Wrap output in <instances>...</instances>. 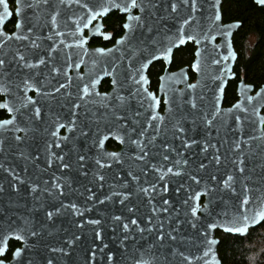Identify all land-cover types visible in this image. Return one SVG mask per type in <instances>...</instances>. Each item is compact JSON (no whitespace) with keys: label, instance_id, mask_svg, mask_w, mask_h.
<instances>
[{"label":"flooded vegetation","instance_id":"flooded-vegetation-1","mask_svg":"<svg viewBox=\"0 0 264 264\" xmlns=\"http://www.w3.org/2000/svg\"><path fill=\"white\" fill-rule=\"evenodd\" d=\"M6 2L9 18L3 26L0 41L14 35H27L29 40L14 38L13 41H9L7 39L6 43L0 47V51L7 53L8 59L19 52L30 63H37L41 57L47 62L36 68L21 67L20 64L14 62L11 65L14 71H10L7 76L0 74V105H7V107H0V122L13 120L14 123L8 125L12 126L11 134L22 137L20 142L15 141L14 137L3 139V148L9 152L13 150L14 153H1L0 165L10 169L13 175H18L24 181L20 184L16 180L13 182L0 180V185L4 188V191L0 192V248L4 249L0 254V264H29V262L46 264L47 259L53 260V255L42 257V254L37 251H23L20 235L10 238V232L5 230L4 226L18 223L21 209H41L40 206L43 205V208L53 210L61 204H76V209H81V205H87L85 195L87 189L94 192L92 199L95 203H99L101 198L98 193L101 189L98 183L101 180L97 179V174L111 177L114 185L112 192L121 193L120 197L124 199V194L129 192L132 194L140 188L139 186L144 187L148 179L158 180L157 175L163 172L166 163L173 168L174 172L179 169L182 174L190 171L197 176V161L201 160L203 163L206 161L207 167L204 170L209 172L208 186H213L216 182L210 179L212 175L224 179L227 174L235 173L237 176V183L234 185L236 189L242 188V185L239 173L235 172V166L231 161L238 158L244 159L245 175L253 167L256 168L254 178L261 172L259 166L264 164V126H183L184 133H177L174 126H160L161 132L154 146L150 144L147 149L149 155L144 160L134 158L137 149L130 143V140L137 139L138 133L147 127V122L151 117L150 112L155 106L157 116L163 115L165 111L164 98L159 94L160 78L165 72L175 74L185 69L189 83L195 82L196 76L191 70L195 60V46L192 43L190 45L193 46V52L189 64L175 67L177 63L175 56L183 47L175 49L168 69L164 61L154 62L145 72L147 84L139 82L126 91H118L117 87L133 85L132 79L125 77L129 74L134 75L128 67L122 68L119 72L117 69L114 75L110 74L115 61L113 55L117 41L125 32L123 27L126 23L125 15H120L119 12L107 6L109 10L92 23H88L87 28L78 31L72 29L70 32L68 28L57 27L56 31L63 35L55 36L49 23L50 9L24 8L22 11H17L20 8L17 0H6ZM88 3L90 7H97L94 9L96 11L102 8L100 5ZM60 12L58 22L62 18L85 15L84 10L76 5L71 7L61 5ZM18 23H22L23 27L17 28ZM33 25L36 26L33 32L29 33L27 29ZM48 36H52V39H47ZM31 40H36L39 48L32 47ZM52 47H55L56 51L52 53V58H49L48 50ZM110 49L112 52L107 55L97 51L103 50L104 53H108ZM237 59L238 55L236 62ZM235 64L233 67L235 78L228 82L224 91V108H230L237 102V86L241 81L253 87L252 95L264 84L263 81L255 87L245 82L241 73L237 77L234 72ZM53 67L58 68L59 72L53 73ZM121 75L125 83L122 86L114 85L113 79ZM61 84L66 87L60 88ZM232 85H234L235 100L225 105L226 93ZM85 86H88L90 94L83 93ZM57 88H60L59 92L55 91ZM117 94L129 97L127 104L117 109L119 114L125 117L123 120L116 122L109 116L108 121L97 122L91 118L92 113L99 116L100 113L106 111L103 107L105 103L116 104L114 97ZM150 94L154 95L155 100L158 99V103L150 101ZM81 96H84L83 100L80 99ZM105 97L107 99H104ZM76 103L81 105L79 109L73 108V104ZM36 108L40 109L39 119L32 118ZM74 112L75 116H73ZM136 113L139 115L137 116ZM261 114H264V108ZM73 120L76 121L74 127L71 125ZM17 127L27 129V132H16ZM156 127L148 128L144 137L145 143L156 134L154 131ZM133 128L135 131H132ZM82 131L87 135H82ZM188 139H194L198 143L185 149L181 142ZM236 142L240 143V148L233 151ZM205 143L214 144L216 147H209L207 153H204L201 148ZM164 144L170 145V148L165 150ZM217 149L221 156L220 165H216L214 161L209 162L217 153ZM108 153H116L118 159L109 156ZM80 155L86 157L85 161L78 160ZM165 155L168 156L167 161L163 159ZM59 156H63L64 160L57 159ZM97 160L106 166L100 167L96 163ZM178 160L181 161L179 165L176 164ZM184 160L188 161L186 165L183 163ZM62 163L69 164L70 167L65 169L61 166ZM81 163L84 165L83 168L80 167ZM4 168H0V179L8 173L4 171ZM108 169L110 173L107 172ZM129 173L132 175L130 176ZM132 176L138 177V180H133ZM87 181L89 184H94V187L87 188ZM14 183L18 191L12 189L11 185ZM55 183L63 186V195H60V189L53 187ZM33 184L39 186L35 193L30 191ZM191 185V192L196 191L197 188L193 182ZM45 189L52 194L49 195ZM157 191L161 190L157 189ZM117 197L115 195L114 199L116 200ZM203 201L202 198L200 204ZM56 221L64 225L76 222V220L64 218V215ZM78 225H80L79 222ZM259 227H261L260 234L263 235L264 220L255 229ZM251 230L253 229H250L248 233ZM220 234L223 233L216 231L215 237L219 239ZM17 249L22 250L19 256L16 255Z\"/></svg>","mask_w":264,"mask_h":264},{"label":"water","instance_id":"water-1","mask_svg":"<svg viewBox=\"0 0 264 264\" xmlns=\"http://www.w3.org/2000/svg\"><path fill=\"white\" fill-rule=\"evenodd\" d=\"M222 1L197 0V11L195 12H192L191 3L187 8L181 5L178 14H173V17L159 21L158 27L161 36L167 32L168 37L171 39V43L165 40L164 47H170L171 51H154L153 54L157 57L156 59H153V54L148 52L140 53L138 50L140 46L138 45L129 47L127 44L117 43L113 59L118 64V72L122 68L128 67V58L131 56L133 59L131 60L132 67L130 70L133 71L134 75L132 77L136 81H139L140 75L145 78L146 70L154 62L162 60L167 66L166 69H168L171 55L175 49L184 47L188 43L195 46V60L191 66V70L196 76L195 82L189 83L185 69L175 74L165 72L160 78L159 88V94L164 98L165 111L160 116L163 117V120L152 121L153 126H174L177 119L182 116L187 117L181 121L182 126H206L204 117L212 121L211 126H264V114H261L264 108V84L252 95L253 87L245 85L241 81L237 86V102L230 108L223 107L224 91L228 82L235 78L233 67L237 54L233 48L232 38L241 27V24L239 22L226 24L222 22ZM84 2H90L96 6L111 7L112 0H84ZM114 2L122 5L124 0H114ZM166 2L167 0H161V6L157 11L158 16L167 17V13L163 8ZM253 2L258 7H264V5L258 3V0H253ZM111 9L119 12L120 15H125L126 23L129 14H139L138 9H132L130 13L123 12L115 7H111ZM3 12L4 5H0V14ZM217 15L220 17L218 20L216 19ZM189 16L193 19L189 25L185 26V42L180 44L176 36L177 29L180 22ZM8 18L7 14L0 21V36H2L3 26ZM92 21L88 23L90 24ZM59 22L58 27L68 28L70 32L72 29L76 30L77 26H79V29L88 27H84V24L77 17H72L71 20L62 18ZM188 35H193L196 39L188 40ZM125 36L126 30L118 41L124 39ZM13 40L14 38L9 39V41ZM122 56L123 59H121ZM225 56L228 57L227 60L223 59ZM214 60L219 61V63H213ZM197 64L199 67H194ZM136 69L140 70L139 73L136 72ZM116 80L119 86L125 83L122 75ZM131 81L133 85L122 88L117 87V90L126 91L129 87L137 84L133 79ZM140 82L147 84L146 78ZM189 85H196V87L190 88ZM258 93L260 95H257ZM249 96L252 97L251 101L247 99ZM149 99L151 102L158 103V99L155 100L153 94L149 95ZM169 101L172 103L170 104ZM182 101H193L196 108L192 109L190 104H181V107L178 108L177 104ZM170 107L171 112L169 111ZM150 113L151 116L156 115V106ZM236 117H240V120L237 121ZM11 130L12 126L0 128V139L13 138L14 135L11 134ZM1 153L11 154L14 151L9 152L3 148V151H0ZM201 162V160L200 162L197 161V177L201 181L199 184L190 179V176L193 175L190 171L183 173L181 176L168 173L167 168L170 166L166 163V168L157 175L159 176L158 180L150 178L147 184V181H145L144 187L149 189L148 195L140 192L138 188L122 204L120 202L123 199L122 197L118 196L116 200L114 199L115 195L112 192L113 180L108 176L98 183V187L101 189L98 195L104 201L103 204L95 203L93 199H89L88 197L93 196L94 192L87 189L85 191L87 205H81V209H63L51 222H43L47 221L44 216L45 211H51V209H21L20 221L16 224L6 225L4 228L10 232V238H16L20 235L23 251H37L42 254V257L53 255L54 264H138L140 261L143 264H221L217 254L219 239L215 237L216 231L225 235L244 237L250 229H255L262 223L263 220L260 219L259 213L264 212V208L258 203L248 206L245 214L250 219L247 221V227L243 234L226 231L225 229L228 228L244 227L241 215L243 209L240 205V200L243 197L242 188L236 189V195L227 190H221L219 182L222 179L215 175L217 180L213 186L216 191L210 195L206 194L205 189L208 186L207 175L209 172L199 168ZM204 163L207 162L204 161ZM107 172L110 173V170L108 169ZM161 176L164 177L163 180L160 179ZM0 180L3 182L15 181L13 175L9 173H5L4 178ZM192 182L197 188L194 192H191ZM151 185L156 186L155 191L152 190ZM86 187L92 188L94 184H89L87 181ZM139 187L141 188V186ZM157 189L161 191L159 192ZM197 193L200 195L197 196ZM105 197H108V199H105ZM202 198L204 201L200 204ZM210 198L215 200L212 205L215 208L212 216L205 218L203 213L198 211L197 216L199 219L192 217L191 208L202 209ZM164 200H168L169 204L164 205ZM221 200L227 204V215L224 214L225 205L221 203ZM164 207L168 208V212L158 211L153 215V208L162 209ZM129 208L133 211L129 212ZM80 213H83V215H80ZM63 215L64 218L76 220V222L64 225L62 222L56 221L62 218ZM115 216H120L122 219L117 221L113 219ZM150 217L152 225H157L159 222L163 223L165 233L176 226V220H180L182 222L180 233H174L178 236L177 241H169L166 237L163 244L160 245L156 241L157 232L155 230L140 232L136 225L130 224L131 219L135 218L139 228L147 229L152 226L148 223ZM251 217H255V219H251ZM25 219L30 223L26 224ZM92 220H99L100 223H89ZM189 221L196 223L195 229L191 227ZM78 222L83 227H77ZM124 223H129L130 229L128 232L123 230ZM210 223H214L216 227L208 228L207 225ZM42 226L44 227L42 228ZM33 229L41 230V235L39 237L30 236V230ZM97 231L100 233L99 239L95 235ZM202 233H206V235H202ZM76 236H79L80 239L68 249L65 240L74 239ZM209 240L214 241V243L209 245L207 243ZM51 247H64L68 249V255L65 256L59 252L52 253L49 251ZM206 252L208 255H205ZM109 256L112 257L111 260L108 259Z\"/></svg>","mask_w":264,"mask_h":264},{"label":"snow or ice","instance_id":"snow-or-ice-1","mask_svg":"<svg viewBox=\"0 0 264 264\" xmlns=\"http://www.w3.org/2000/svg\"><path fill=\"white\" fill-rule=\"evenodd\" d=\"M17 3L20 5V8L17 9V11H22L24 8L27 9H32V10H36V9H45V10H49V15H50V27L52 28L53 34L55 36H61L63 35V33L56 31V28L58 27V17L60 16L61 12H60V6L63 5L65 7H71L72 5H76L78 6L80 9L84 10L85 15L82 17H77L78 20H80V22H82L84 24V27L88 26V22L97 19L98 17L102 16L104 13H106L109 8L108 7H102L100 11H96L94 10L93 7H90L88 2H84V0H17ZM189 3H191V9L192 12L197 11V0H167V2L164 4L163 8L164 11L167 13V17L165 16H158L157 15V11L161 6V0H124L123 4H116L114 2V0H112L110 6L111 7H115V8H119L121 11L123 12H128L130 13L132 9H138L139 10V14L137 15H132L129 14L127 17L128 22L124 24V29L126 30V36L124 39H122L121 41H117L118 44L124 45L127 44L129 47H132L133 45H138L139 47V52L140 53H144V52H148L149 54H153L154 51H160L163 50L165 52H170L171 48L170 47H164L165 44V40L168 41V43H171V39L168 37L167 32H165L163 34V36H161V32L160 29L158 27L159 21L165 20L168 17H173V14H178V11L181 7V5H183L185 8H187L189 6ZM258 3L261 5H264V0H258ZM0 5H4V12L2 14H0V21L3 20V16L8 14V7H7V2L6 0H0ZM170 9V11H169ZM220 17L219 15L216 16V19L218 20ZM26 19H28L26 17ZM38 19V17H37ZM69 20L72 19V17L68 18ZM192 17L189 16L187 19H183L180 24H179V28L177 29V39L179 40L180 44H183L185 42L184 39V33H185V26L189 25L192 21ZM36 25H33L32 27H28L27 31L29 33L33 32L34 27ZM17 28H22L23 24L22 23H18L16 25ZM79 30V26H77V31ZM15 38L16 40H29V36L27 35H14L12 37H7L5 38V40L0 41V47H2L7 39H12ZM47 39H52V36H48ZM188 40H194L196 39L195 36L193 35H188L187 36ZM31 46L35 47V48H39V44H37L36 40H31ZM83 43V42H81ZM56 51L55 47H52L48 50V56L49 58H52V53ZM98 52H101V54L107 55L109 53L112 52V50H108V53H104L103 50H97ZM231 55V53H230ZM157 57L153 54V59H156ZM121 59H123V56L121 57ZM129 69H131L132 64H131V60L133 59V57H129ZM224 60H227L228 57L225 56L223 57ZM16 62L18 64H20L21 67H26V68H36L39 67V65L45 64L47 61L44 58H39L37 63L33 64L28 62L25 59L24 55H21L19 52H17L11 59L7 58V53H4L2 51H0V74L7 76L10 74V71H14V69L11 68V65ZM213 63H219V61L214 60ZM77 67H79V65H76ZM146 66V65H145ZM194 67H199V65H194ZM118 69V64L114 61L112 64V72L110 74H115L116 71ZM139 69H136V72L139 73ZM52 72L53 73H58L59 69L56 67L52 68ZM126 79H133V81L135 83H139L140 81H144V76L140 75L139 81L134 80V77H132L130 74L126 75L125 77ZM25 83H27V81H25ZM113 84L119 86V83L116 79H113ZM66 87V85L61 84L60 88H64ZM190 88H195L196 85H189ZM60 88L55 89L56 92L60 91ZM4 91H7V89H3ZM83 93L85 95L90 94L89 93V88L88 86H85L83 88ZM134 95V94H131ZM257 95H260L259 93ZM81 100L84 99V96L80 97ZM104 99H107V97H105ZM115 101L117 102L116 104H110V103H105L103 105V107L106 109L105 112L100 113L99 116H97L96 113H92V119L96 120L97 122L104 120V121H108L109 116L116 122H119L121 120H123L125 117L120 115L118 112V108H122L124 107L128 100L129 97H125L123 95L117 94L114 97ZM249 101L252 100V97H248L247 98ZM169 103L171 104L172 102L169 101ZM181 104H190L192 109L196 108V104L193 101H182L181 103L177 104V107H181ZM0 107H7V105H0ZM81 107V105L79 103L73 104V108L74 109H79ZM237 107H239V105H237ZM11 111V109H10ZM169 111L171 112L172 109L171 107L169 108ZM40 109L36 108L33 114L32 118L35 119H39L40 118ZM76 113H73V116H75ZM136 115L138 116L139 113H136ZM187 117L186 116H182L180 118L177 119L176 124L174 125L175 131L177 133H184L185 132V128L182 126L181 121L185 120ZM163 117L157 116V115H152L148 122H147V127L142 129L137 136V139L134 140H130V143L132 145H134L137 149V153L135 154L134 158L136 160H144L148 155H149V151L147 150L149 145H153L154 146V142L157 139V137L160 135L161 132V128L158 125L154 131H155V135H153L151 137V139H149L147 141V143L144 142V137H145V133L147 132L148 128H152V121H162ZM206 126H211L212 121L209 120L207 117H204ZM236 120L239 121L240 117H236ZM14 121L13 120H4L3 122H0V128H6L8 125L13 124ZM76 121L73 120L71 122L72 127L75 126ZM194 123V121H193ZM61 127H63V125H61ZM71 130V129H70ZM16 132H27V129H23L20 127L15 128ZM132 131H135V129L133 128ZM82 135H87L86 132L82 131L81 132ZM53 135H55V133H53ZM15 141L20 142L22 140V137L19 135H15L14 136ZM182 146L185 149L191 148V146L193 144H197L198 142L194 139H188V140H183L182 142ZM3 144H4V140L0 139V151H3ZM102 144V142H101ZM59 146V145H57ZM163 147L165 148V150L170 148V145L168 144H164ZM212 147L215 148L216 146L214 144H208L205 143V145L201 148V151L204 153H207L208 148ZM240 148V143L236 142L234 144L233 147V151H237ZM173 151H175V149H172ZM219 150L217 149V153L214 154L212 156L211 161H209L210 163L212 161L215 162L216 165H220L221 164V156L218 154ZM22 155V154H21ZM109 156L118 159V155L116 153H108ZM180 155H182V153H180ZM57 159H59L60 161L64 160L63 156H59L57 157ZM86 157L84 155H80L78 157V160L80 162L85 161ZM163 159L165 161L168 160V156L165 155L163 157ZM96 163L98 165H100V167H105L106 165L102 164L100 162V160H97ZM181 163V161H176V164L179 165ZM183 163L186 165L188 163L187 160H184ZM231 163L235 166V172L239 173V180L240 183L242 185V192H243V197L240 200V205L241 208L243 209V211L241 212L242 215V223L244 224V227H233V228H228L225 229L228 232H235L238 234H243L246 230L247 227V221L248 219H250V217H248L245 213L247 211V208L249 205L253 204V203H258L262 208H264V164L260 165V169L261 172L255 176L254 178V173H256V168L253 167L251 169L248 170V174L245 175L246 172V168H245V160L242 158H238L237 160H233L231 161ZM63 168L67 169L70 167L69 164H65L62 163L61 165ZM80 167L83 168L84 165L83 163L80 164ZM207 165L203 162H201L199 164V168L201 170L206 169ZM0 168H4L3 165H0ZM5 172H8L10 175H13L12 171L8 168H4ZM167 172L171 173L174 176H180L182 173L181 171L178 169L177 171H173L172 167L167 168ZM86 175V173H84ZM129 175L131 176L132 174L129 173ZM13 179L18 181L20 184H23L24 181L21 180L19 178L18 175H13ZM97 179L103 181L104 177L102 175L97 174ZM133 180H138V177L136 176H132ZM161 180L164 179L163 176L160 177ZM190 179L193 180L196 184H199L201 181L200 179L196 176V175H191ZM210 179L212 181H216L217 177L215 175H212L210 177ZM47 183V182H45ZM237 183V176L235 173H229L225 176L224 179H222L219 184L221 187V190H227L229 191L231 194L236 195L237 194V190L235 188V184ZM12 189L14 191H18L17 189V185L14 183L11 185ZM53 187L56 189H60V195H63V186L60 185L59 183H55L53 184ZM126 187V185H125ZM155 185H151V188L153 191H155ZM39 186L33 184L30 188V191L32 193H35L36 191H38ZM167 189L165 188V191ZM4 188L2 185H0V192H3ZM45 191L49 192V195H51L52 193L48 190L45 189ZM91 191V190H89ZM140 192L145 193L146 195L149 194V189L148 188H144L141 187L139 188ZM216 191V188L213 186H207L205 189V193L206 194H211L213 192ZM113 195H117L120 196L122 195L121 193H113ZM131 193H127L124 194V199H122L120 202L123 204L124 200L128 198V196H130ZM200 194L197 193V196H199ZM89 199H92V196L90 195L88 197ZM38 199V198H37ZM105 199H108V197H105ZM99 203L103 204L104 201L101 200L99 201ZM185 203H187V201H185ZM215 203V200L213 198H210L208 200V203L206 205L203 206L202 209H197L196 207H192L191 208V215L192 217L196 218L197 220L199 219V217L197 216V212L201 211L204 215L205 218L211 217L213 212L215 211V208L212 207V205ZM221 203H224L225 208H224V214L227 215V204L226 202H224L223 200H221ZM164 205H168L169 201L168 200H164L163 201ZM40 208H43V205L40 206ZM71 208L73 210H76L77 205L76 204H61L60 207H56L51 211H45L44 216L45 219L47 221H54V218L60 214L62 209H68ZM36 210H40V209H36ZM129 212H132L133 209L129 208L128 209ZM158 211H162V212H168V208L164 207L162 209H156L153 208L152 212L153 215H155ZM80 215H83V213H80ZM260 215V219L264 220V212L259 213ZM113 219L120 221L122 218L120 216H115L113 217ZM251 219H255V217H251ZM25 223L28 224L30 223V221H28L27 219H25ZM89 223L91 224H99L100 221L99 220H92L89 221ZM148 223L150 225H152V219L151 217L149 218ZM191 227L193 229L196 228V223H193L191 221H189ZM131 225H136L138 231L140 232H144L145 230L152 232V231H156L157 235H156V241L158 244L162 245L163 242L165 241V238L167 237V239L169 241H177L178 236L175 235L174 233L178 234L180 233L181 230V226H182V222L180 220H176V226L172 227L170 231H168L167 233H165L164 231V225L162 222H159L157 225H152L151 227L144 229V228H139L138 223H137V219L133 218L130 221ZM44 226H42L43 228ZM77 227H83V225H77ZM123 230L125 232H128L130 229L129 223H124L123 224ZM208 228H215L216 225L214 223H210L207 225ZM30 236L32 237H39L41 235V230H37V229H33L30 230ZM49 235H51V233H49ZM96 238L99 239L100 238V233L97 231L95 233ZM202 235H206V233H202ZM80 237L76 236L74 239H67L65 240V244L68 245V249H70L72 247V245L79 240ZM125 239H127V237H125ZM207 243L210 245L212 243H214V241L209 240L207 241ZM68 249L64 248V247H51L49 249L50 252L52 253H62L63 255L67 256L68 255ZM4 251L3 248H0V254H2V252ZM22 250L21 249H17L16 255L19 256L20 252ZM175 251V250H174ZM181 255H183V253H181ZM205 255H208V253L206 252ZM109 260L112 259L111 256L108 257ZM185 259H187V257H185ZM29 264H31V262H29ZM46 264H53V260L51 258L47 259ZM138 264H143L142 261L138 262Z\"/></svg>","mask_w":264,"mask_h":264},{"label":"trees","instance_id":"trees-1","mask_svg":"<svg viewBox=\"0 0 264 264\" xmlns=\"http://www.w3.org/2000/svg\"><path fill=\"white\" fill-rule=\"evenodd\" d=\"M223 23L239 22L241 27L233 37V47L238 55L234 72L241 73L245 82L257 87L264 81V7L253 0H223L221 4ZM186 44L175 58V67L189 64L193 46ZM233 86L228 88L224 104L235 100ZM253 229L244 237L218 235L217 248L221 264H264V233Z\"/></svg>","mask_w":264,"mask_h":264}]
</instances>
